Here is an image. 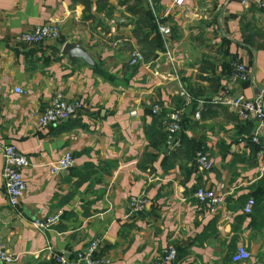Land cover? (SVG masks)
<instances>
[{"label": "crops", "instance_id": "1", "mask_svg": "<svg viewBox=\"0 0 264 264\" xmlns=\"http://www.w3.org/2000/svg\"><path fill=\"white\" fill-rule=\"evenodd\" d=\"M170 1L160 0L159 9ZM107 3L99 10L92 4L91 21L73 0H0V244L16 256L11 264H55L54 254L71 258L92 239H99L97 254L109 257L107 264H150L167 246L178 251L170 264H264V196L253 207L254 219L243 212L248 197L264 192V132L261 152L250 144L257 122L239 121L223 105L212 107L211 117L195 118L196 110L186 116L190 121L182 123L174 144L146 132L153 103L180 119L188 114V106H177L178 81L204 100L210 95L204 78L214 76L215 98L227 85L231 57L246 64L254 84L234 82L230 93L251 98L264 89V10L241 0H184L166 22L169 36L161 34L164 49L131 66L129 51L137 46L132 26L116 0ZM109 5L111 18L105 15ZM52 20L60 26L57 39L37 45L16 40ZM258 28L255 44L244 41ZM72 41L94 65L62 54ZM207 63L212 69L205 70ZM58 91L80 100L82 108L64 122L40 127L37 116ZM7 143L28 160L26 190L15 207L8 204L2 176ZM191 144L200 149L196 154L209 156L210 170L192 166ZM67 150L73 166L51 174L48 164ZM199 186L221 198L214 211L194 198ZM133 196L147 200L141 213L130 209ZM57 210L61 219L50 228L32 224ZM239 245L250 257L233 262Z\"/></svg>", "mask_w": 264, "mask_h": 264}, {"label": "built area", "instance_id": "2", "mask_svg": "<svg viewBox=\"0 0 264 264\" xmlns=\"http://www.w3.org/2000/svg\"><path fill=\"white\" fill-rule=\"evenodd\" d=\"M149 7L152 10L157 22V30L164 37L169 36L171 28L166 22H161L160 19H168L172 10L184 4V0H171L169 5L158 9L151 0H147ZM243 6L255 5L264 10V0H241ZM60 34V26L57 21H49L38 24L30 30L20 32L16 40L20 44L37 45L45 40L57 39ZM129 64L135 66L143 64L144 55L137 47H131L129 51ZM237 81H249L253 83L250 78L246 64L243 61L234 60L230 64V73L226 79L227 85L217 94L214 102L227 106V108L235 114L237 119L241 121L254 120L257 122L256 129L250 141L259 147L261 152V144L259 141L260 134L264 132V89L255 90L251 98L243 95H234L230 93V85ZM254 84V83H253ZM15 91L22 93L20 87H16ZM177 93L184 100L187 105L191 101V97L184 85L178 81ZM199 105H202L200 101ZM82 108V103L78 99H67L60 91L56 92L48 106L37 116V123L40 127H46L57 121L67 119L74 116ZM160 109L158 104L152 105L151 111L154 113ZM135 110H131L130 114L134 115ZM195 118H199V110L194 112ZM171 121H167V129L169 131L167 143L169 144L173 135L180 130V116L179 113L169 114ZM3 167L2 176L5 187L6 198L11 207L18 205L20 198L26 190V181L23 176V169L28 165L27 157L18 151L16 147L7 143L2 146ZM196 163L200 170H210L213 163L206 153L198 151L196 154ZM74 164V157L70 151H64L62 155L54 162L48 164V170L55 175L61 170H66ZM194 198L199 203L208 205L211 211H214L221 202V198L211 189L205 186H199L194 190ZM147 200L141 196H133L129 200V206L132 212L141 213L146 206ZM255 204L254 197H248L243 212L250 214ZM62 215V210H57L53 214L35 219L32 224L40 230L50 228L55 225ZM99 239H92L88 244L77 251L71 258H67L63 254H54L53 260L55 264H107L110 258L97 254ZM177 251L173 246H167L162 252L157 255L150 264H170L176 260ZM250 257L249 251L243 246L236 247L231 256L233 262L247 260ZM16 260V256L10 252L5 245L0 244V264H11Z\"/></svg>", "mask_w": 264, "mask_h": 264}, {"label": "trees", "instance_id": "3", "mask_svg": "<svg viewBox=\"0 0 264 264\" xmlns=\"http://www.w3.org/2000/svg\"><path fill=\"white\" fill-rule=\"evenodd\" d=\"M73 1L80 2L83 5L82 17L85 20H91V21L95 20V16L91 12L92 4H95L96 10H99V9L106 7V5L108 4L107 3L108 0H73ZM151 1L154 5H156L155 7L158 10L160 8L159 7L160 0H151ZM116 4L118 7H121L123 9V13H122L123 15L122 16L126 20V23L132 26V34H133V37L135 39V44L142 51V53L144 55V61L151 59L156 54L157 51H159V50L161 51L164 49V40L161 38V34L157 30V22H156L155 16L152 13L151 8L148 5L147 0H116ZM113 10H114V7L112 5H109L105 9L106 17L111 18ZM160 21L161 22H169V19L164 18V19H160ZM114 22H116V21H114ZM98 23L100 25H103L104 31H106V32L108 31L107 30L108 27L106 25H104L100 21H98ZM258 30H259V28L256 29L255 31H252V29H251L250 32H248L247 34H244V37H245L244 41L246 40L247 42H250L251 45L255 44V41L253 38H254V36L259 34ZM256 46L257 47L261 46V44H257ZM234 60L241 61L238 57H231L229 60V65ZM212 67H213L212 64L207 63V68H205V70H210V69H212ZM228 71H229L228 73H230V67H229ZM204 79L208 81L209 89H210V93H209L210 95H207L206 98H202L204 100L200 99L199 93H198L199 90L192 88L189 85L186 86L183 82H181V83L184 85V87L189 92L190 97H191V101L187 105H185L183 98L181 96H179L178 93H177V95H174L175 99L177 100L176 102H177L178 109L185 107V106H188V110H189L188 114L186 112L181 113V114L185 115L184 119H183V116H181L182 119H180L181 128H182V123L187 124L190 121L189 117H186V116H189L195 110H199V115H200L199 117L200 118H206L207 116L208 117L212 116V114H211V111H212L211 108L212 107H218V106L225 107L220 103L214 102V95L215 94H211L212 90L217 89L219 86L218 79L214 76H211V75L209 77H205ZM200 101H202L201 106L199 105ZM154 104L155 103H153L152 105H154ZM201 107H203V108L201 109ZM159 110L153 113L151 111V107H150V109H148L149 113L152 116V121H151V124L149 126V129H147L146 132L148 134H152L153 136L161 139V142L163 144H165V143H167L168 135H169V131L167 129L166 122L171 121V119L169 117L168 112L164 111L163 108L159 109ZM233 115L235 116L234 113H233ZM64 121L65 120H63V122ZM239 121H241V120H239ZM242 122L248 123V122H251V120L242 121ZM64 124L66 125V123H64ZM186 124L184 126H186ZM181 128L179 131H181ZM179 131H177L173 135L170 143L173 142L172 144H174L176 135L178 134ZM252 143L253 142L250 141L251 147L254 146V144H252ZM167 145H168V143H167ZM179 146H177L174 150L170 151V155L173 158L169 157V159H168L169 163H171L170 161L173 160L175 156H178V154H179L178 150H179V148H181ZM253 148H252L253 151L258 150V148H256L255 146ZM191 150L193 152V155L195 156L196 151L200 150V149L191 144ZM194 165H197V164H196L195 159L193 157L192 166L194 167ZM263 196H264V192L260 193V194L256 193V195L254 196L255 197L254 198L255 204L253 207H255L256 203L258 202V198L263 197ZM252 210H253V208H252ZM249 215L252 216V219L255 218V215H253V211H251V213ZM176 251H177V249H176ZM177 258H178V251H177L176 259Z\"/></svg>", "mask_w": 264, "mask_h": 264}, {"label": "water", "instance_id": "4", "mask_svg": "<svg viewBox=\"0 0 264 264\" xmlns=\"http://www.w3.org/2000/svg\"><path fill=\"white\" fill-rule=\"evenodd\" d=\"M62 54L68 58L79 57L89 65H94L93 59L88 55L87 50L76 42H66L61 49Z\"/></svg>", "mask_w": 264, "mask_h": 264}]
</instances>
